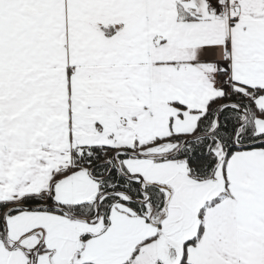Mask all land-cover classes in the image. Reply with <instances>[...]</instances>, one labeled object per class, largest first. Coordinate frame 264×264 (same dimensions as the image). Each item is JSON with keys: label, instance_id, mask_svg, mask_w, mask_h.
<instances>
[{"label": "snow or ice", "instance_id": "1", "mask_svg": "<svg viewBox=\"0 0 264 264\" xmlns=\"http://www.w3.org/2000/svg\"><path fill=\"white\" fill-rule=\"evenodd\" d=\"M0 264H264V0H0Z\"/></svg>", "mask_w": 264, "mask_h": 264}]
</instances>
